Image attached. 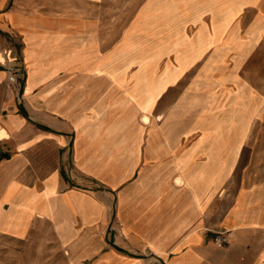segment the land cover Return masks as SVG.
<instances>
[{
    "label": "crops",
    "instance_id": "1",
    "mask_svg": "<svg viewBox=\"0 0 264 264\" xmlns=\"http://www.w3.org/2000/svg\"><path fill=\"white\" fill-rule=\"evenodd\" d=\"M221 5L252 14L228 20L227 32L254 45L264 39V0ZM101 9L99 0H0V264H264V77L248 78L251 51L235 65L230 51L227 67L211 72L209 111L228 105V90L253 94L234 120L241 142L215 188L189 111L196 101L175 119L178 131L164 130L200 67L139 110L92 72L118 52L103 49ZM8 66L20 72L9 79ZM199 162L206 173L192 182ZM218 234L227 238L221 246Z\"/></svg>",
    "mask_w": 264,
    "mask_h": 264
},
{
    "label": "bare ground",
    "instance_id": "2",
    "mask_svg": "<svg viewBox=\"0 0 264 264\" xmlns=\"http://www.w3.org/2000/svg\"><path fill=\"white\" fill-rule=\"evenodd\" d=\"M221 3L222 0H154L151 5L153 10L145 11L134 24V28L144 32V35L152 34L154 28H157L165 35L144 51L138 50L140 40L137 38L131 40L127 36L117 53L98 59L96 67L92 69L95 73L104 72L105 77L122 88V93L134 102L136 108L148 111L160 90L166 84L175 82L179 74L199 60L211 46L209 54L202 61L197 75L191 82L192 96L183 100L181 105L170 108L166 116L168 123L164 130L172 134L178 131L180 123H176L175 119L189 109L187 104L191 100L196 101L189 111L192 109L199 117L198 129L201 132L199 142L207 148L206 161L215 164L216 169L210 181L215 188L219 187L227 173L224 171L226 166L233 163L241 142V138L231 135L234 120L244 116L240 115L245 112L243 98L247 102L253 95L248 87H241L235 92L228 90L225 98V101L229 99L227 106L224 107L222 104L217 113L208 109V99L216 93L211 72L222 71L227 67V56L232 50L235 52L232 60L234 65L237 64L238 56L251 45L249 42H240L238 38L236 39L234 30L226 31V24L233 18L235 11L223 10ZM205 15L209 19L210 34L207 39L206 36L202 38L201 32L206 31V24L203 21ZM186 22H191L194 26L199 23L197 31L191 38L184 34ZM253 31L255 32V29ZM45 50L49 48L46 47ZM115 55L127 57L117 61L114 60ZM160 60L163 64L159 69ZM131 65H135L136 69L127 74V69ZM141 119L146 120L147 117L142 115ZM0 135H3L2 131ZM224 151L229 153L223 154ZM204 163L199 162L191 173L192 182L203 179L206 173Z\"/></svg>",
    "mask_w": 264,
    "mask_h": 264
},
{
    "label": "rangeland",
    "instance_id": "3",
    "mask_svg": "<svg viewBox=\"0 0 264 264\" xmlns=\"http://www.w3.org/2000/svg\"><path fill=\"white\" fill-rule=\"evenodd\" d=\"M153 1L154 0H99L102 6L100 13L102 20L101 29L104 41L103 49L105 51H110L112 48H121L127 36L130 37L131 40H135L136 38L140 40L137 45L139 47L138 50L140 51H144V49L151 47L153 43L159 41L163 35H165V33H161L159 29L157 30V28H154L156 31L154 30L152 34L144 35V32L134 28V24L140 19L145 11L153 10L151 6ZM238 13L239 16L236 18L234 23H238L239 20L249 19L252 15L251 12L247 10H237L235 11L233 18L237 16ZM203 21L206 24V29H208L209 19H207L206 15L203 17ZM185 27L184 34L188 38L193 37L198 28V26L196 27V25H192L191 22H186ZM257 31L260 34H264L263 28H259ZM259 40L262 41H259L256 45L253 44L254 42L250 45L249 50L251 52H249L251 55L244 63V66L251 70L248 74V78L251 80L264 77V75L260 76L252 73L255 72V70L264 68V39L259 38ZM241 41L243 42L244 40ZM205 55H207V53H205ZM204 59L205 58L203 57L197 60L194 64V68L200 66ZM119 60H122V58ZM229 63V61L226 62V64ZM162 64L163 61L160 60L158 64L159 69ZM194 68L183 76L181 83L185 82L186 79L191 76L190 74L194 71ZM135 69L136 66L131 65V67L127 69V74H131Z\"/></svg>",
    "mask_w": 264,
    "mask_h": 264
},
{
    "label": "built area",
    "instance_id": "4",
    "mask_svg": "<svg viewBox=\"0 0 264 264\" xmlns=\"http://www.w3.org/2000/svg\"><path fill=\"white\" fill-rule=\"evenodd\" d=\"M6 71H7V74H8V78L10 79L13 76L12 74L20 72V69L15 67V66H8V67H6ZM2 155H3V149H2V147L0 145V158L2 157ZM215 242H216V244L218 246H221L222 244L227 242V238H226V236H223L222 234H218L215 237Z\"/></svg>",
    "mask_w": 264,
    "mask_h": 264
}]
</instances>
